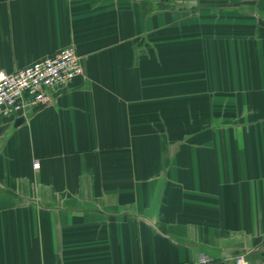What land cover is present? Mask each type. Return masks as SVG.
Returning a JSON list of instances; mask_svg holds the SVG:
<instances>
[{
    "label": "crops",
    "instance_id": "obj_1",
    "mask_svg": "<svg viewBox=\"0 0 264 264\" xmlns=\"http://www.w3.org/2000/svg\"><path fill=\"white\" fill-rule=\"evenodd\" d=\"M66 46L0 117V264H264V0H0V71Z\"/></svg>",
    "mask_w": 264,
    "mask_h": 264
},
{
    "label": "built area",
    "instance_id": "obj_2",
    "mask_svg": "<svg viewBox=\"0 0 264 264\" xmlns=\"http://www.w3.org/2000/svg\"><path fill=\"white\" fill-rule=\"evenodd\" d=\"M82 73L73 46L60 48L14 71H0V117L21 113L25 106L51 102L57 87ZM233 261L234 264H247L243 254L234 255ZM209 262L211 257L205 254L197 259L198 264Z\"/></svg>",
    "mask_w": 264,
    "mask_h": 264
}]
</instances>
